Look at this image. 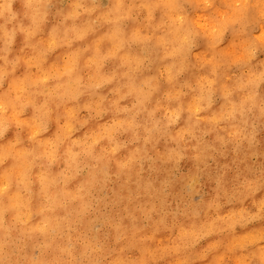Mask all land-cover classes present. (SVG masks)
<instances>
[{"label":"clouds","instance_id":"obj_1","mask_svg":"<svg viewBox=\"0 0 264 264\" xmlns=\"http://www.w3.org/2000/svg\"><path fill=\"white\" fill-rule=\"evenodd\" d=\"M262 133L264 0H0V264H264Z\"/></svg>","mask_w":264,"mask_h":264},{"label":"bare ground","instance_id":"obj_2","mask_svg":"<svg viewBox=\"0 0 264 264\" xmlns=\"http://www.w3.org/2000/svg\"><path fill=\"white\" fill-rule=\"evenodd\" d=\"M18 43H19V41H18ZM10 135H11V133L9 134V136H10ZM261 137L264 138V133L261 134ZM188 167H190V164L185 163L184 168L187 169ZM210 188H211V185H206V189H205V190L209 192V195L211 194V193H210ZM260 195H264V192H262ZM225 211H227V209H225ZM259 226H260V225H252V226H250V228H251V227H259ZM237 231H238V232H241V231H246V230H240V229H238ZM205 243H206V242H205Z\"/></svg>","mask_w":264,"mask_h":264}]
</instances>
